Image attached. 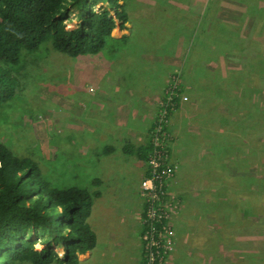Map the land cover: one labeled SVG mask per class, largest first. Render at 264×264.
<instances>
[{
	"label": "rangeland",
	"instance_id": "374dc122",
	"mask_svg": "<svg viewBox=\"0 0 264 264\" xmlns=\"http://www.w3.org/2000/svg\"><path fill=\"white\" fill-rule=\"evenodd\" d=\"M120 3L129 21L120 29L117 24L112 35L131 34L134 27L131 48L114 53L107 46L96 55L71 57L44 43L27 53L17 75L19 94L0 109V138L35 160L55 186L74 185L92 194L88 221L99 246L79 257L81 264H103L105 232L121 230L128 221L137 228V199L142 229L144 176L137 196V158L121 149L127 129L103 131V113L92 104L99 92L96 70L108 79L126 75L133 84L142 72L164 71L161 80L151 78L159 91L151 127L161 119L171 83L180 100L162 120L173 170L162 194L168 219L160 264H264V0ZM75 13L68 28L77 23ZM162 15L174 19L172 30L161 25ZM221 22L234 30L228 44L216 42L209 32ZM138 30L146 47L137 45ZM200 71L201 77L196 75ZM115 100L107 115L118 112ZM57 137L61 146L54 142ZM108 146L109 159L102 152ZM54 150L53 161L39 159ZM96 178L100 181L93 183ZM139 240L142 250L140 234ZM130 242L121 243L125 248ZM54 248L62 257V248ZM109 254L107 263L120 264L118 249Z\"/></svg>",
	"mask_w": 264,
	"mask_h": 264
},
{
	"label": "trees",
	"instance_id": "16d2710c",
	"mask_svg": "<svg viewBox=\"0 0 264 264\" xmlns=\"http://www.w3.org/2000/svg\"><path fill=\"white\" fill-rule=\"evenodd\" d=\"M120 1L0 0V109L19 94L17 75L24 64L23 57L37 51L44 43L71 57L96 55L107 46L114 53L131 48L134 27L129 35L119 39L112 36L117 24L125 27L129 21L125 4ZM95 5H99L100 10L94 9ZM72 10L76 12L77 23L68 28L67 23L73 21ZM160 19L161 25L166 23L172 30L174 19L165 15ZM218 27L209 31L212 38L228 44L234 30L225 27L223 22ZM137 32V45L146 47L145 35ZM196 75L201 77L202 71ZM179 93L171 83L163 98L166 116L179 107ZM152 130L146 143L137 145L135 141L126 140L121 146L124 154L143 162L146 177L151 174L147 162L154 147ZM111 150L112 146L102 150L109 155L108 159L113 153ZM36 164L35 160L22 155L18 147L0 138V264H79V255L97 244V233L88 221L94 198L85 188L55 186L50 176L44 175V169L40 170ZM99 181L98 178L92 180L93 183ZM142 215L145 216L144 212ZM165 225V219L145 221L141 234L149 233L158 239ZM36 244H40V248H36ZM54 247L62 248V257ZM143 253L142 250L141 264L146 263Z\"/></svg>",
	"mask_w": 264,
	"mask_h": 264
},
{
	"label": "crops",
	"instance_id": "0c3cea01",
	"mask_svg": "<svg viewBox=\"0 0 264 264\" xmlns=\"http://www.w3.org/2000/svg\"><path fill=\"white\" fill-rule=\"evenodd\" d=\"M126 27V24H125ZM118 28H122L118 26ZM129 35L128 31L123 32L120 35H112L114 38L119 39L122 36ZM96 85H99L98 88V94H96L93 97L94 98L93 107L96 105L99 106L101 113H103V123L104 126H102V130L106 128H122L127 129V134L124 137L126 140H132L137 143V145L144 144L149 139V131L150 127L152 125L151 120L154 116L153 107L155 104L156 96L158 94V90H156V87H153L154 85L152 83L151 85V78L157 77L158 80H161L159 78V74L164 77V74L166 76V73L164 71H159V74H152V73H141V77L137 78V83L133 84L128 81V77L126 75L124 78H107L106 73L96 70ZM111 77V76H110ZM124 81V85H122ZM158 82V81H157ZM153 87V88H150ZM112 99L115 100L114 103L116 104V109H118V112L114 114V110H110V113L107 115L109 111V104L112 102ZM97 100V101H95ZM100 100V101H98ZM102 101V102H101ZM97 103V104H96ZM104 103V104H103ZM106 103V105H105ZM113 103V105H114ZM118 104V105H117ZM114 115V116H113ZM110 117L113 118V121H107L105 118ZM94 129V128H93ZM58 135V134H57ZM55 144L61 146L59 144V137L55 139ZM45 153V154H44ZM41 159L45 162L53 161L54 156L56 155L55 151L52 153L53 155H46V151H44ZM50 157V158H49ZM143 162L137 158V177H138V185H137V196L138 191L140 189V180L142 176H144V165ZM63 173L59 174L60 177H63ZM137 228L136 223H131L128 221L126 225L120 230L119 228L113 229L112 233L105 232L106 235H104L102 248V255L105 257V260L103 261V264H110V261L107 263L106 257L110 258L109 250L111 248H115L119 250V259L120 264H139L140 257L142 254L141 250V244L139 240V234H141V226L139 224V215L141 212V203H139L137 199ZM94 229V228H93ZM95 230V229H94ZM96 232V230H95ZM97 233V232H96ZM122 240H132L133 244L131 245V242L127 244V246L124 248L122 246ZM110 243L112 244L111 247H109ZM126 243V242H125ZM99 246V235L97 233V244L96 246L87 251L86 253H89L92 255V252L95 251ZM109 254V255H108ZM80 256V255H79ZM89 256V255H88ZM81 257H79V264H81Z\"/></svg>",
	"mask_w": 264,
	"mask_h": 264
},
{
	"label": "built area",
	"instance_id": "2783aa9c",
	"mask_svg": "<svg viewBox=\"0 0 264 264\" xmlns=\"http://www.w3.org/2000/svg\"><path fill=\"white\" fill-rule=\"evenodd\" d=\"M162 106L163 114L154 126L151 136V143L154 147L148 156L147 162L151 167V174L147 177L144 176L141 180V189L144 192L143 209L145 214L142 219L143 222L148 221L150 223L168 219V208L162 203V194L165 182L171 176L173 168L167 162L169 153L163 144L164 133L162 122L166 113L163 100ZM166 226L158 234V239H154L149 233L140 234L145 264H160L162 262L163 247L160 242L162 241L161 234L166 231Z\"/></svg>",
	"mask_w": 264,
	"mask_h": 264
}]
</instances>
